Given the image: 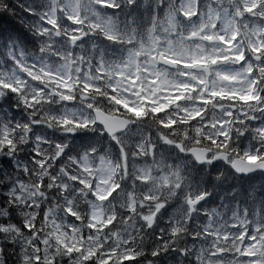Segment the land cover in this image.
I'll return each mask as SVG.
<instances>
[{
	"label": "snow or ice",
	"instance_id": "obj_1",
	"mask_svg": "<svg viewBox=\"0 0 264 264\" xmlns=\"http://www.w3.org/2000/svg\"><path fill=\"white\" fill-rule=\"evenodd\" d=\"M108 9L114 14H102ZM27 33L38 50L25 49ZM93 36L119 45V54L104 46H80L83 38ZM0 46L5 53L0 92L22 95L30 86L34 91L25 104L34 107L29 112L60 105L50 115L71 121L52 145H60L55 164L36 150L29 153V163L44 164L48 174L36 183L49 203L55 197L63 204L67 225L55 234L59 247L83 264H140L134 252L125 254L133 241L117 247L111 232L126 227L125 220L131 225V217L138 227L143 223L138 213L178 194L192 199L194 183L185 161L202 158L210 128L220 134L208 144L226 138L231 143L241 120L251 125L246 136L264 132L261 122L245 119L241 99L251 90L259 94L258 107L264 106V0H0ZM72 109H84L87 115ZM195 113L199 115L193 118ZM229 124L231 132L226 131ZM11 127L0 122V137L10 141ZM80 129H91L96 136H78ZM69 138H79L83 150L73 154L69 144L64 147ZM104 140L118 156L96 147ZM158 145L178 155L170 161ZM241 155L245 158L237 165L242 172L264 171L250 162L264 159V140H252L250 151ZM61 166L66 174L55 179ZM32 175V169L25 174V167H18L21 184ZM16 192L21 195L19 187ZM73 197L74 206L69 207ZM206 198L195 205V218L202 222L199 234L189 237L195 245L189 253L192 264H264V202L253 200L243 208L221 203L203 210L200 202ZM79 203L87 208H76ZM109 205L114 216L111 209L105 211ZM23 207L36 205L27 201ZM130 231L135 237L136 228ZM42 259L38 251L35 264Z\"/></svg>",
	"mask_w": 264,
	"mask_h": 264
},
{
	"label": "clouds",
	"instance_id": "obj_2",
	"mask_svg": "<svg viewBox=\"0 0 264 264\" xmlns=\"http://www.w3.org/2000/svg\"><path fill=\"white\" fill-rule=\"evenodd\" d=\"M112 54L118 55L117 53ZM31 91L34 89L29 86L22 95L11 97L5 92H0V122L12 125L9 129L11 140L7 141L6 138L0 137V264H35L38 251L43 253L41 264H50L53 259L56 264H83L79 256H69L59 247L55 234L67 225V218L61 211L63 204L58 203L55 197L49 203L47 196L40 191V184L36 183L38 179L48 174L44 164L37 161L40 167H36L29 163L32 159L29 153L36 150L44 155L45 160L51 156L52 163L55 164V154L60 149V145L57 144L55 148L52 145L56 143L58 133L68 130L64 125L71 121L57 119L56 116L50 115L53 110L52 106L41 105L39 109L29 112L28 108L34 105L26 106L25 101ZM220 95L222 98H227V94L223 92ZM241 99L246 105L245 119L252 121L253 124L259 121L261 127H264V106L258 107L259 94L253 95L249 90L248 94L242 96ZM41 111L43 115L40 119L34 120L33 117ZM63 111L61 108V112ZM71 111L84 112L87 115L84 109H72ZM248 113H255V116L247 115ZM195 115L199 113L193 114V118ZM239 124L241 127L235 128L236 135L231 139V143L226 138L220 144H217L215 140L208 144L209 138L220 134L218 129L214 132L210 128L202 145V158L189 157L186 159L185 166L189 177L195 179L191 200L187 196H181L182 202L174 210L169 211L167 207L165 212L163 211L165 203L169 205L173 200L170 198L166 202L157 204L154 210L150 207L146 212L138 213L140 220L143 221L138 227L135 217H131V225H128V221L125 220L126 227L117 228L110 234L116 246L127 244L131 239L133 247L125 254L134 252L140 258V264H192L189 253L195 245L189 243V237L193 233L199 234L197 229L201 225L196 222L195 217L198 213L195 205L200 199L204 196L219 198L224 204L236 203L241 208L251 207L253 200L264 202V171L249 170L244 173L237 165V161L245 158L241 153L246 155L250 151L252 140H264V132H260L259 137L252 132L250 138L245 133L249 132L251 125H245L243 120L239 121ZM232 130L229 124L226 131L231 132ZM245 141L247 145L242 146ZM45 144L48 147H44ZM31 145H35V149ZM64 147H68V142L64 143ZM72 160L75 162L74 156ZM250 162L264 168L262 158H253ZM18 167H25V174L29 168L33 171V175L28 178L26 184H21L17 180ZM65 174L61 166L55 179H60ZM252 177H258V179L253 180ZM17 187L20 188L21 195H17ZM5 196L7 199L4 198ZM173 196H175V191H173ZM27 201H31L36 207L31 210L24 208L23 205ZM74 201L75 197L68 200L69 207L74 206ZM82 205L83 203L75 204V207L82 208ZM120 207L123 209L125 205L121 203ZM109 209H111L110 205L105 206V211ZM111 211L114 216L115 210L111 209ZM157 213H159L158 217ZM77 218L79 219L80 216L78 215ZM4 219L8 221L7 227L3 226ZM29 225L32 226L31 230L25 231ZM81 227L84 225L82 224ZM133 227L136 228L135 237L130 231ZM125 232L128 233L127 238L124 236ZM99 235L102 233L97 235V240ZM162 236L163 242H161ZM108 238H105V243Z\"/></svg>",
	"mask_w": 264,
	"mask_h": 264
},
{
	"label": "trees",
	"instance_id": "obj_3",
	"mask_svg": "<svg viewBox=\"0 0 264 264\" xmlns=\"http://www.w3.org/2000/svg\"><path fill=\"white\" fill-rule=\"evenodd\" d=\"M21 2L23 3L24 0H21ZM140 2L142 4H147V0H140ZM110 13L113 15L114 12L113 10H110ZM93 45L96 46H104L106 48H108L111 52L113 53H117L119 54V50H120V46L119 45H113L110 42H107L103 39V37L101 36H93L91 38L87 37L86 40L84 41L82 47L85 49H92ZM24 47L25 49H31V50H38V43L35 40L34 37L31 36V33H27L26 37L24 39ZM5 57V53L3 51L2 46H0V60H3ZM59 109L58 105H54L53 106V110ZM62 133H58L57 134V138L61 137ZM73 135H77V134H73ZM78 136H87V137H95L96 134L89 132L87 130L82 131L78 134ZM68 144L70 146V148L73 151V154H75L76 152H81L84 148V145L81 143V140L79 138H77L75 141H73L71 138L68 139ZM97 148L99 149H106L108 148V141L104 140L102 142V144H97L96 145ZM177 154V153H176ZM117 156H118V151H117ZM177 156V155H176ZM253 180L258 179V177H252ZM193 183L195 184V179L193 178ZM126 185H122V187H125ZM182 202L181 200V196L178 194L176 197L173 198V200L170 202L169 205H167L166 207L169 208V211L174 210L180 203ZM222 202L219 200V198L213 199L212 197H207L206 201H201L200 205L201 208L203 210H211L213 208H217ZM82 208H87V205H82ZM197 223L202 222L201 220H196Z\"/></svg>",
	"mask_w": 264,
	"mask_h": 264
},
{
	"label": "rangeland",
	"instance_id": "obj_4",
	"mask_svg": "<svg viewBox=\"0 0 264 264\" xmlns=\"http://www.w3.org/2000/svg\"><path fill=\"white\" fill-rule=\"evenodd\" d=\"M103 14V13H102ZM80 43V46H81V42H79ZM82 47V46H81Z\"/></svg>",
	"mask_w": 264,
	"mask_h": 264
}]
</instances>
